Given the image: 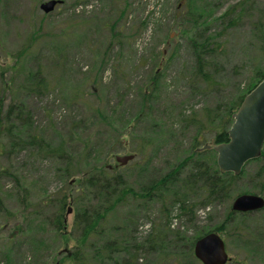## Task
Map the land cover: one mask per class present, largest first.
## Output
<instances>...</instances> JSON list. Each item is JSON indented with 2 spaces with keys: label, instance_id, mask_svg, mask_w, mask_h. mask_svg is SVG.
Returning <instances> with one entry per match:
<instances>
[{
  "label": "rangeland",
  "instance_id": "1",
  "mask_svg": "<svg viewBox=\"0 0 264 264\" xmlns=\"http://www.w3.org/2000/svg\"><path fill=\"white\" fill-rule=\"evenodd\" d=\"M44 1L0 0V120L4 119L18 130V119L13 114L7 118L4 112L10 102H15L31 115L29 118L34 124L47 130L46 138L56 144L61 137L65 138L69 123L82 119L81 127H76L91 136L89 145L97 149L111 143V153L105 157V150L97 149L100 151L90 160H105L112 171L118 169L122 173L125 170L115 165L114 156L134 154L127 162L131 170L123 173L126 183L133 189L151 178L158 179L190 154L196 136L193 129L179 127L175 122L176 112L188 113L192 109L200 112L205 107H213L234 98L251 81L248 68H240L238 73L232 71L241 61L240 46L250 39L247 19L226 31V55L220 62L227 63V69L224 76H218L224 86L211 94H198L189 88L187 79L193 60L182 35L189 27V20L177 19V11L182 10L184 1L135 0L126 10L122 6L129 0H61L48 13L39 7ZM238 1L195 0L193 6L211 14V19ZM251 1L256 5L264 3V0ZM110 25L119 34L116 40L119 44L113 43ZM220 26L213 22L206 34L218 31ZM111 38L112 45L109 43ZM175 48H178L176 53ZM253 49L254 46L248 47L250 55L255 53ZM61 50L63 57L59 55ZM154 71L158 75L153 93L158 95L146 111L150 114V124L144 121L133 125L125 123L130 114L142 110L141 92ZM41 77L47 81L45 92L35 95L25 91L26 85ZM78 91L85 95H80L75 104L67 103L66 99ZM149 91L150 88L144 94ZM104 99L108 100L109 109L114 108L111 116L115 118L110 122L117 132L104 123L97 124L94 109H101ZM152 121L158 125L151 127ZM147 127L152 129L150 136L155 134L147 148L150 158L149 155L141 156L136 149L142 133L148 135L143 131ZM0 140V197L3 203L0 209V264H45L52 255L58 258L68 254L79 235L73 227L76 207L70 203L71 198L68 197L63 213V230L56 232L48 223L58 197L67 189L64 175L56 170L63 163L54 166L50 159L35 157V152L32 154L15 143L9 153H4L9 143L2 137ZM76 140L70 143L73 150L79 148ZM213 146L207 141L198 149L203 151ZM83 164L77 165L70 182L79 177L77 170L85 166ZM246 168L248 173L256 169L254 164ZM250 184L247 177L242 178L237 189L250 190ZM74 187H77L75 181L73 186L70 185L71 193L75 191ZM192 201L196 200L192 198ZM166 204L170 209L168 231L179 229L190 239L219 226L226 215V204L221 202L199 207L191 220L179 216V210L171 206L168 198ZM153 206L158 208L159 203ZM128 208H120L118 214ZM144 212L138 211L140 215L135 218L138 236L147 234L151 221L156 219V213ZM248 219L254 226L250 240L226 239L224 232H217L226 242L230 257L226 264H264V210L251 214ZM143 258L149 263L152 254Z\"/></svg>",
  "mask_w": 264,
  "mask_h": 264
},
{
  "label": "trees",
  "instance_id": "2",
  "mask_svg": "<svg viewBox=\"0 0 264 264\" xmlns=\"http://www.w3.org/2000/svg\"><path fill=\"white\" fill-rule=\"evenodd\" d=\"M134 1L129 0L123 3L122 7L128 10L133 6ZM182 1L184 3H181L182 10L177 11V17L179 16L177 19L189 20V27L184 30L182 35L193 60L192 71L188 73L187 77L189 88L198 94H211L224 86L218 76H224V70L227 69V63L223 64L222 62L221 64L220 62L221 58L226 55L227 37L225 34L227 30L235 28L242 20L246 19L250 22V39L240 46L241 61L239 66L236 64L233 66L232 71L238 73L240 68H248L251 72V81L234 98H228L213 107H205L200 112L192 109L188 113L185 111L175 113V122L179 124V127L194 130L195 143L191 144L190 154L183 162H179L180 165L178 164L176 167L174 165L158 179L151 178L140 185L138 189H133L123 177L124 172L131 170L127 164L121 166L122 171L125 170L121 173L118 169L112 171V167L110 169L105 164V160L103 162L90 160L92 155L96 156L100 151L97 149H104L105 157L111 153V143L108 142L107 147L100 145L97 149L93 145H89L91 136L84 134L85 132L76 127H81L82 119L69 123L64 135L66 139L61 137L58 143L52 144L44 134L47 130L40 129L41 125L34 124L33 120L29 118L31 115L28 112L21 109V106L17 107L15 102H10L7 105L4 111L6 117L9 118L13 114V117L18 119L19 127L18 130H15L13 129L14 125L5 123L4 119L2 122L0 120V137L9 143L3 152L9 153L15 143L32 154L35 152V157L50 159L54 166L58 162L63 163V166L57 167L56 170L62 172L68 185H66V191L61 193V196H57L56 209L52 215L48 216V223L52 224V228L56 232L63 230V213L68 204V197L71 198L70 203L76 207L73 227L79 231V235L75 238L74 246L68 254L66 253L62 257L56 258L55 255H52L49 262H45V264H57V262L58 264H64V262L68 264H201L193 254V245L198 237L210 231L202 232L192 239L185 238L179 229L168 231L170 209L166 204L167 198L171 202V206L179 210L178 215H184L188 220L193 219L192 216L199 207L219 202L224 203L226 204V215L221 224L211 231L224 232L226 239L232 237L237 240L243 239V242L251 239L254 226L248 222V217L264 210V207L255 212L240 213L231 209V199L241 193H256V191L264 196V143L260 156L248 160L237 175L232 172L219 171L216 164V152L213 148L203 151L198 148L200 144L207 141L214 145L228 141L227 130L232 123L233 113L244 95L264 76V3L256 5L250 0H240L226 8L217 17L210 19L211 14L194 8L195 0ZM254 14H256L255 17ZM215 21L221 25V29L207 35L206 32L210 24ZM110 30L114 36V43L119 34L111 25ZM116 42L119 44L118 41ZM109 43L112 45V38ZM249 46H254L255 53L249 54ZM62 50L59 52L61 57L64 56ZM175 50V53L178 52V48ZM172 59L173 54L170 60ZM154 72L155 74L149 77L146 82L148 87L145 85L141 92L143 104L140 108L142 110L139 109L140 111L130 114L129 120L125 123L133 125L138 121H144V123L150 124V114L146 111L150 108L153 98L158 95L153 93V85L156 83L158 75L156 71ZM44 81L45 79L41 77L39 81L30 82L25 86V91L41 95L42 92H45L47 85V81ZM149 88V93L144 94ZM80 93L81 91L71 94L66 99L67 103L69 101L72 104L77 103L80 95H85ZM101 109H106L104 110L106 112ZM101 109H94L99 121V123L96 121L97 124L104 123L103 125L111 127L117 132L110 122L115 118L111 116L115 111L114 108L109 109L107 99H104ZM118 119L121 121V118ZM156 125L158 123L152 121L151 127ZM143 131L148 135L142 133L136 149L141 156L148 157L149 155L150 158L147 148L151 145L150 142L155 134L150 136L152 133L150 127ZM156 139L158 140V137ZM73 140H76L77 146L79 145L77 150H73L70 144L73 143ZM163 141L161 139V142ZM0 142L2 141L0 140ZM80 164L85 166L78 168L79 177L70 182L75 173L74 170ZM250 164H254L256 169L248 173L246 166ZM135 166L137 167V163ZM245 177L251 183L250 190H238V182ZM73 181L77 183V187H74L75 191L73 190L74 192L71 193L70 185L73 186ZM192 198L196 201L190 202ZM156 203H159L158 208L153 206ZM124 206L129 208L124 210L123 214H118L119 209ZM2 207L3 203L0 197V209ZM138 211L156 213V219L151 221L152 226L144 236L136 235L135 218L140 215ZM149 253L152 254V259L149 263H145L143 256H149Z\"/></svg>",
  "mask_w": 264,
  "mask_h": 264
},
{
  "label": "water",
  "instance_id": "3",
  "mask_svg": "<svg viewBox=\"0 0 264 264\" xmlns=\"http://www.w3.org/2000/svg\"><path fill=\"white\" fill-rule=\"evenodd\" d=\"M59 3L60 0H46L39 7L48 13ZM232 118L227 130L228 141L215 145L214 150L218 169L237 175L245 162L261 154L264 142V76L244 95ZM133 157V154H123L115 155L114 159L124 165ZM263 206L264 198L255 193L238 194L231 203V209L240 212L254 211ZM193 252L203 264H225L229 260L223 239L214 231L197 238Z\"/></svg>",
  "mask_w": 264,
  "mask_h": 264
}]
</instances>
